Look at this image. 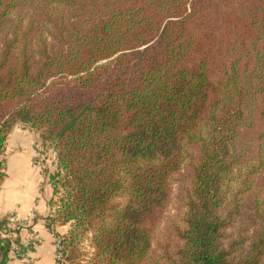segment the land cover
I'll return each instance as SVG.
<instances>
[{
    "label": "trees",
    "instance_id": "obj_1",
    "mask_svg": "<svg viewBox=\"0 0 264 264\" xmlns=\"http://www.w3.org/2000/svg\"><path fill=\"white\" fill-rule=\"evenodd\" d=\"M16 125L57 264H264V0H0V184Z\"/></svg>",
    "mask_w": 264,
    "mask_h": 264
},
{
    "label": "crops",
    "instance_id": "obj_2",
    "mask_svg": "<svg viewBox=\"0 0 264 264\" xmlns=\"http://www.w3.org/2000/svg\"><path fill=\"white\" fill-rule=\"evenodd\" d=\"M50 153L41 152L38 134L23 125H16L8 135L0 184V219L7 218L15 241L8 264H57L56 243L66 227H51L47 220L53 193L44 171L50 173L55 167L49 165L50 156L55 160Z\"/></svg>",
    "mask_w": 264,
    "mask_h": 264
},
{
    "label": "rangeland",
    "instance_id": "obj_3",
    "mask_svg": "<svg viewBox=\"0 0 264 264\" xmlns=\"http://www.w3.org/2000/svg\"><path fill=\"white\" fill-rule=\"evenodd\" d=\"M40 146H41V145H40ZM49 151L51 152L50 155H53V157H54L55 154H53V150H52V149H49ZM49 161H50L49 165H52V164L54 163L53 160H52V158H51V156H50V158H49ZM54 169H55V167H53L52 170H54ZM173 214H174V209H173V207H172V205H171V206L169 207L167 213L165 214L164 219L162 218V221H161V223H160V227H163L164 224L166 223V219H167V217H171Z\"/></svg>",
    "mask_w": 264,
    "mask_h": 264
},
{
    "label": "built area",
    "instance_id": "obj_4",
    "mask_svg": "<svg viewBox=\"0 0 264 264\" xmlns=\"http://www.w3.org/2000/svg\"><path fill=\"white\" fill-rule=\"evenodd\" d=\"M27 246H28V244L23 245V247H27ZM56 248H57V251H58V248H59L58 241H57V243H56ZM57 257H58V253H57Z\"/></svg>",
    "mask_w": 264,
    "mask_h": 264
}]
</instances>
